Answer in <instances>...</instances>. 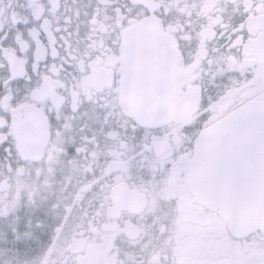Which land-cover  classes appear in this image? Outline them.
Returning <instances> with one entry per match:
<instances>
[{
    "label": "flooded vegetation",
    "instance_id": "1",
    "mask_svg": "<svg viewBox=\"0 0 264 264\" xmlns=\"http://www.w3.org/2000/svg\"><path fill=\"white\" fill-rule=\"evenodd\" d=\"M173 95L196 111L124 106ZM252 105L264 0H0V264H264V232L233 231L190 186L200 135ZM246 143L263 177L264 128Z\"/></svg>",
    "mask_w": 264,
    "mask_h": 264
},
{
    "label": "water",
    "instance_id": "2",
    "mask_svg": "<svg viewBox=\"0 0 264 264\" xmlns=\"http://www.w3.org/2000/svg\"><path fill=\"white\" fill-rule=\"evenodd\" d=\"M139 33L152 41L166 42L171 51L172 65H177V54L170 47L172 40L163 37L150 22L142 25ZM188 98L145 96L124 98L127 113L140 122L156 123L184 120L197 106ZM264 128V108L260 105L243 107L210 125L198 138L191 165L190 186L199 201L218 210L238 233L256 230L264 232V176L248 177L244 173L245 147L249 134ZM238 157V158H237ZM242 168H236L237 164Z\"/></svg>",
    "mask_w": 264,
    "mask_h": 264
}]
</instances>
